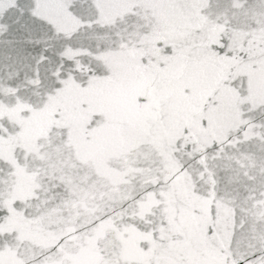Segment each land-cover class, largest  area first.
Segmentation results:
<instances>
[{"label": "snow or ice", "instance_id": "6c2138e0", "mask_svg": "<svg viewBox=\"0 0 264 264\" xmlns=\"http://www.w3.org/2000/svg\"><path fill=\"white\" fill-rule=\"evenodd\" d=\"M0 264H264V0H0Z\"/></svg>", "mask_w": 264, "mask_h": 264}]
</instances>
